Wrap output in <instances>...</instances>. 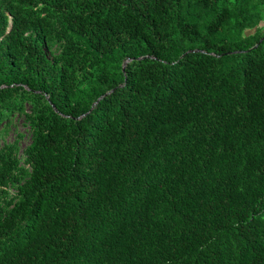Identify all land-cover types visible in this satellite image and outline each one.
<instances>
[{
	"label": "trees",
	"instance_id": "trees-1",
	"mask_svg": "<svg viewBox=\"0 0 264 264\" xmlns=\"http://www.w3.org/2000/svg\"><path fill=\"white\" fill-rule=\"evenodd\" d=\"M0 264H264V0H0Z\"/></svg>",
	"mask_w": 264,
	"mask_h": 264
},
{
	"label": "rangeland",
	"instance_id": "rangeland-1",
	"mask_svg": "<svg viewBox=\"0 0 264 264\" xmlns=\"http://www.w3.org/2000/svg\"><path fill=\"white\" fill-rule=\"evenodd\" d=\"M21 120H22L21 117H16L15 115H13L11 122L14 125L10 127L11 129L6 138H8L11 141L15 136L14 134L16 131L22 132L24 134L23 139L20 141V149L22 150V148L25 147L30 141V133L28 131V128L25 127L23 123H21Z\"/></svg>",
	"mask_w": 264,
	"mask_h": 264
},
{
	"label": "water",
	"instance_id": "water-1",
	"mask_svg": "<svg viewBox=\"0 0 264 264\" xmlns=\"http://www.w3.org/2000/svg\"><path fill=\"white\" fill-rule=\"evenodd\" d=\"M125 63H126V62L123 63V66H124Z\"/></svg>",
	"mask_w": 264,
	"mask_h": 264
}]
</instances>
